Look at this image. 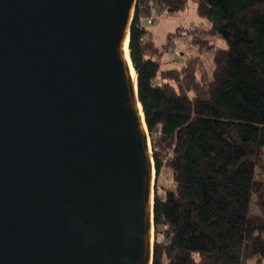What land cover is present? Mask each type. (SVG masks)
Returning <instances> with one entry per match:
<instances>
[{
    "label": "water",
    "instance_id": "water-1",
    "mask_svg": "<svg viewBox=\"0 0 264 264\" xmlns=\"http://www.w3.org/2000/svg\"><path fill=\"white\" fill-rule=\"evenodd\" d=\"M136 2L0 0V264H153Z\"/></svg>",
    "mask_w": 264,
    "mask_h": 264
},
{
    "label": "trees",
    "instance_id": "trees-1",
    "mask_svg": "<svg viewBox=\"0 0 264 264\" xmlns=\"http://www.w3.org/2000/svg\"><path fill=\"white\" fill-rule=\"evenodd\" d=\"M192 0H137L130 56L156 171L153 264L264 262V0H196L227 44L204 60L166 68L183 29L159 47L141 18L185 12ZM194 33L196 31H193ZM170 185L159 184L162 173ZM260 214L252 212L253 202Z\"/></svg>",
    "mask_w": 264,
    "mask_h": 264
},
{
    "label": "rangeland",
    "instance_id": "rangeland-1",
    "mask_svg": "<svg viewBox=\"0 0 264 264\" xmlns=\"http://www.w3.org/2000/svg\"><path fill=\"white\" fill-rule=\"evenodd\" d=\"M197 5V1L192 0L189 2L188 8L185 12H162L163 18L157 20L154 24L162 28V39L166 38L168 32L173 34V32L178 31L179 28L183 29L181 35L175 37L170 44V46L173 45V50L172 47H169L168 53L166 54V56L169 54L170 58L174 60L173 62L177 63L173 64V67L180 65V63L189 55L200 56L204 60L208 74L207 76L211 77L214 69L215 53L217 50L226 49L227 44L220 34L211 33V28L204 27V24H207L208 20L197 14ZM193 31L196 32L194 33ZM174 50H178L181 55L178 57L173 54ZM262 152L263 167L257 168L256 181L264 186V148L262 149ZM154 177L156 178V174H154ZM162 183L166 186L171 184L170 175L165 170L159 180V184ZM252 212L256 215L261 213L256 201L253 202ZM249 264H259V262H257L256 259H252L249 261ZM262 264H264V262Z\"/></svg>",
    "mask_w": 264,
    "mask_h": 264
},
{
    "label": "crops",
    "instance_id": "crops-1",
    "mask_svg": "<svg viewBox=\"0 0 264 264\" xmlns=\"http://www.w3.org/2000/svg\"><path fill=\"white\" fill-rule=\"evenodd\" d=\"M204 27L212 28V25L208 21L207 24H204ZM147 31H148V33L144 39L145 42H150V41L154 42L159 47H162L166 43L167 36L164 39L161 38V34H163L162 33L163 30L161 27L154 24V25L150 26L149 28H147ZM168 34H170V32H168ZM165 60H166V64H165L166 68H171V67H173V64H177V63L173 62L174 60L172 58H170L169 54L167 56H165Z\"/></svg>",
    "mask_w": 264,
    "mask_h": 264
},
{
    "label": "built area",
    "instance_id": "built-area-1",
    "mask_svg": "<svg viewBox=\"0 0 264 264\" xmlns=\"http://www.w3.org/2000/svg\"><path fill=\"white\" fill-rule=\"evenodd\" d=\"M163 18V14L162 13H152L149 17H145V18H141V26L144 28H149L150 26H152L157 20H160ZM170 47H172L173 50V45H171ZM173 54H175L176 56H180L181 53L178 50H174Z\"/></svg>",
    "mask_w": 264,
    "mask_h": 264
},
{
    "label": "bare ground",
    "instance_id": "bare-ground-1",
    "mask_svg": "<svg viewBox=\"0 0 264 264\" xmlns=\"http://www.w3.org/2000/svg\"><path fill=\"white\" fill-rule=\"evenodd\" d=\"M129 35L126 39V41L124 42V52H125V56H126V59L128 60L129 64H130V69H131V74L134 78V81L137 80V75H136V72L132 66V63H131V60H130V56H129ZM140 109H141V106H140ZM142 116H143V113L141 112Z\"/></svg>",
    "mask_w": 264,
    "mask_h": 264
}]
</instances>
